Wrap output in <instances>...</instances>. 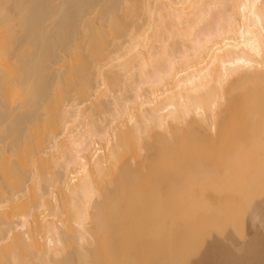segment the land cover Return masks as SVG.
<instances>
[{
	"label": "bare ground",
	"instance_id": "6f19581e",
	"mask_svg": "<svg viewBox=\"0 0 264 264\" xmlns=\"http://www.w3.org/2000/svg\"><path fill=\"white\" fill-rule=\"evenodd\" d=\"M176 2L0 0V264H44L65 213L90 264H264V0H224L199 46Z\"/></svg>",
	"mask_w": 264,
	"mask_h": 264
},
{
	"label": "rangeland",
	"instance_id": "374dc122",
	"mask_svg": "<svg viewBox=\"0 0 264 264\" xmlns=\"http://www.w3.org/2000/svg\"><path fill=\"white\" fill-rule=\"evenodd\" d=\"M246 141H250V139H248ZM261 143H263V142H261ZM133 149H135V148H133ZM136 149H138V150L137 151L134 150V153L131 151V155L134 154L133 155V156H135L134 158H136V160H139V156L136 157L137 155H135L136 154L135 151L138 152V155H140L139 154L140 153L139 148H136ZM175 155L176 154H173L172 156H175ZM172 156H170V157H172ZM162 157H168V156L162 155ZM141 158H142V156H141ZM173 158H171V159H173ZM164 159H166V158H164ZM164 159H162V162ZM168 160H166V164H165V162L163 163L164 166H166V165L171 166V164H168V162H167ZM173 160H176V159H173ZM173 160L169 161V162H172V165L174 163ZM251 172H253V173L255 172V175L264 174V164L261 163L258 166L252 167ZM247 179H249V178H247ZM244 182H246V179ZM218 184H221L223 186L228 185L227 182L224 181V179L222 180V182H220ZM245 187H246V184L241 185V187H239L237 189V192L240 193L241 191H243V189ZM233 199H234V197L230 200V203L224 205V207L226 206L224 208L226 211L225 212L226 214L223 211L224 209H222V211L225 215V218H229V219H227L228 223H234L235 227H238L240 233H242V234L251 233L252 229L249 226V222L243 216V208L242 207L244 206V208H246L245 204L242 205L240 203L241 199H239V201H238V199H236V201H233ZM203 214H204V212L200 211L197 213V215L195 217H190V218L189 217H186V218L178 217L177 218L176 226H178L180 229H183L182 227H185L184 228L185 230L187 229L185 231V232H187V234L183 235L184 232L181 234L182 231L181 230L178 231L179 230V228H178L177 234L178 235L181 234L179 236V239L183 238V241H184V239L189 240V238H193L196 234H198L200 232V229L203 228V226H201V225H202V223L205 222V221L204 222L202 221V220H204ZM217 219H219V218H215V220H217ZM215 220H213V221H215ZM63 222L65 225V232L62 235V238H63L62 242H61L62 249H54V253H52L51 258L50 259L47 258V261H45L44 264H58V261L62 258V256L65 257L66 259H68V262H69L68 264H90V254L89 253H90V250L92 249L91 244L88 245L86 243L85 244L79 243L78 238H77V230H76L75 226L73 225V218L72 217L66 215V213H65L63 216ZM104 223L110 224V219H108V221H104ZM153 231L154 230H151L148 232L149 234H147V239L149 237H152V235H150V233L151 232L154 233ZM175 234L173 236H171V238L166 237V239L167 240L168 239H170V240L174 239V237L177 235V234L176 235ZM21 252H23L25 254L26 258H29V257H31V259L34 258L32 256V250L30 252V249H23V251H22V249H18V253L21 254ZM26 264H35V263L29 261Z\"/></svg>",
	"mask_w": 264,
	"mask_h": 264
},
{
	"label": "snow or ice",
	"instance_id": "6c2138e0",
	"mask_svg": "<svg viewBox=\"0 0 264 264\" xmlns=\"http://www.w3.org/2000/svg\"><path fill=\"white\" fill-rule=\"evenodd\" d=\"M232 7H235V5L226 3L224 0H208V2H205V0H178L176 3L167 5L174 19L182 20L189 13L195 16V24L190 25L186 31L180 32L178 38L190 41L196 46H199L201 43L202 29L212 25L217 16L222 17ZM248 7L255 9V4H246L241 8V11ZM261 37L264 38V25L261 26ZM248 66L251 67V65Z\"/></svg>",
	"mask_w": 264,
	"mask_h": 264
}]
</instances>
